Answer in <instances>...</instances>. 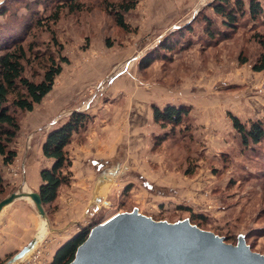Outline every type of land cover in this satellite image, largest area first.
Returning a JSON list of instances; mask_svg holds the SVG:
<instances>
[{
  "label": "rangeland",
  "instance_id": "obj_1",
  "mask_svg": "<svg viewBox=\"0 0 264 264\" xmlns=\"http://www.w3.org/2000/svg\"><path fill=\"white\" fill-rule=\"evenodd\" d=\"M213 1L137 0L125 31L112 11L121 0H77L76 10L59 0H0V44L33 46L25 75L39 81L50 53L63 67L42 103L18 115L17 156L0 164V201L26 183L28 192H39L41 171L53 165L42 152L48 134L75 111L92 117L67 147L69 183L44 206L46 219L29 198L0 214L3 264L38 238L43 220L46 236L19 264H51L84 228L126 213L188 223L264 255V140L244 148L230 118L264 117V70L253 69L264 17L246 15L227 28ZM243 1L248 9L250 0ZM168 106L190 110L175 129L154 120V108ZM116 118V131L106 136L103 128ZM100 181L108 183L104 189H97Z\"/></svg>",
  "mask_w": 264,
  "mask_h": 264
},
{
  "label": "trees",
  "instance_id": "obj_2",
  "mask_svg": "<svg viewBox=\"0 0 264 264\" xmlns=\"http://www.w3.org/2000/svg\"><path fill=\"white\" fill-rule=\"evenodd\" d=\"M76 1L59 0L62 3L61 6L68 7L70 10H76L73 5ZM136 5L137 0H121L117 6L113 7L112 11L118 27L129 31L130 27L125 21V14L134 10ZM210 7L223 20L224 26L231 29L236 28L239 19L246 15H249L253 20L264 17V6L258 0H250L248 9L245 8L243 0H214ZM58 19L59 16L55 15L51 20L55 23ZM207 26L209 31L212 26L211 21L207 22ZM209 34L212 35V32L210 31ZM259 42L263 46V51L253 66L257 72L264 70V40L261 39ZM29 55H35L33 46H26L23 40L12 39L0 44V164L3 163L4 165L13 163L17 156L12 144L20 131L18 115L34 111L35 107L41 104L52 91L56 78L63 70L55 54L50 53L48 57H44L45 63L41 79L35 81L25 75L24 62L29 60ZM59 60L68 62L63 56H60ZM148 63H151V60L147 61L146 67ZM189 113L190 110L186 107L168 106L165 109L155 107L154 120L162 128L171 126L175 129L182 124ZM230 118L244 148L247 149L262 143L264 140V117L258 120H250L247 123H243L232 114ZM91 120L92 117L89 114L75 111L71 114L68 122L48 134L42 152L45 158L53 161V165L50 169L42 170L40 175L42 184L39 194L43 206L52 204L57 198L59 188L69 183V177L64 175V170L70 165L67 147L74 134L84 129ZM3 182L0 166V188ZM94 227L96 226L84 228L64 243L56 251L51 264H70L74 260L78 248L87 240ZM224 241L236 245V243ZM0 264L3 263L0 261Z\"/></svg>",
  "mask_w": 264,
  "mask_h": 264
},
{
  "label": "water",
  "instance_id": "obj_3",
  "mask_svg": "<svg viewBox=\"0 0 264 264\" xmlns=\"http://www.w3.org/2000/svg\"><path fill=\"white\" fill-rule=\"evenodd\" d=\"M29 198L46 219L39 192L20 190L0 201V214L17 199ZM36 239L8 264L22 259ZM70 264H264V255L243 240L228 244L212 232L188 223L155 222L136 213L117 215L94 227Z\"/></svg>",
  "mask_w": 264,
  "mask_h": 264
},
{
  "label": "crops",
  "instance_id": "obj_4",
  "mask_svg": "<svg viewBox=\"0 0 264 264\" xmlns=\"http://www.w3.org/2000/svg\"><path fill=\"white\" fill-rule=\"evenodd\" d=\"M62 100V99H61ZM56 117H54L53 119L51 118L50 120L52 121V120H54ZM118 121V119L116 118L114 121H112V123H109L105 128H103V132L102 133H104L106 136H111V134H113V132L114 131H116L114 128H113V125H114V123L115 122H117ZM99 129H97V130H93L92 129V133L94 134V136L97 138V136H100L101 135V133L99 134V131H98ZM99 134V135H98ZM103 135V134H102ZM104 136V135H103ZM115 153H112L111 155H114ZM105 166V165H104ZM100 169L101 171L100 172H102L103 171V166H96V169ZM103 173V172H102ZM106 181V180H105ZM109 182V181H108ZM104 181H100V184H99V186L97 187V189H100V188H105V185H107L108 183L107 182H105L104 184ZM27 184V183H26ZM26 184H25V186H26ZM24 186V187H25ZM31 186H32V184H30L29 183V188H31ZM102 198L101 197H97V205L99 206V204L102 202V200H101ZM98 206H97V208H98Z\"/></svg>",
  "mask_w": 264,
  "mask_h": 264
},
{
  "label": "bare ground",
  "instance_id": "obj_5",
  "mask_svg": "<svg viewBox=\"0 0 264 264\" xmlns=\"http://www.w3.org/2000/svg\"><path fill=\"white\" fill-rule=\"evenodd\" d=\"M29 183L26 184V186L23 188V191H27L29 190ZM47 224L45 222V220H43L41 222V225H40V233L38 235V238L36 239V244L34 245V248L31 249L22 259H20L18 262L16 263H13V264H19L20 262L24 261L27 259V257L36 249V247L38 246L39 244V241H41L47 234ZM36 252V251H35ZM28 260V259H27Z\"/></svg>",
  "mask_w": 264,
  "mask_h": 264
}]
</instances>
